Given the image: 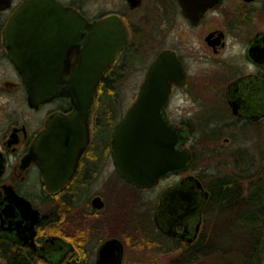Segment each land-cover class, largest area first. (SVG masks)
Wrapping results in <instances>:
<instances>
[{
	"label": "flooded vegetation",
	"instance_id": "af4514ba",
	"mask_svg": "<svg viewBox=\"0 0 264 264\" xmlns=\"http://www.w3.org/2000/svg\"><path fill=\"white\" fill-rule=\"evenodd\" d=\"M23 1H0V264H98L101 245L114 238L124 245L121 264H156L128 262V247L142 242L138 241L141 238L154 252L163 250L153 246L171 243L174 247L169 251L177 250V254L183 245L199 240L208 224L213 190L203 173L193 171L192 134L208 133L209 138H218V144L221 138L235 140L238 128L264 119V0H138L136 4L125 0V9L96 16L86 12L82 1L61 0L90 21L120 14L130 33L127 44L132 39L137 51L148 45L153 53L141 84L161 51L176 53L183 72L179 80H170L163 112L181 133L186 127L183 146L190 147L193 157L187 171H170L152 186L139 187L121 175L112 152L113 128L126 112L107 129L101 118L100 126L96 124L93 111L89 144L75 161L74 153L68 157L71 175L64 185L52 190L44 179L42 151L31 156L32 145L55 113H72L75 104L66 94L30 102L26 79L11 56L5 32L10 16ZM172 30L174 41L168 42ZM125 46L102 74L99 86L104 81L120 86L136 64L144 63L142 58H132L123 73ZM80 47L78 43L69 52L64 65L68 77L78 67ZM198 63H203L202 67ZM202 87L208 89L207 95L201 94ZM184 97L201 105L209 103L200 115L212 120L209 125L194 127L190 123L182 112ZM177 147L182 148V138ZM65 169L53 167L55 178ZM190 174L209 192L205 197L204 189L200 190L203 207L195 237L192 216L182 221V209L172 215V207H182V192H186L182 181ZM184 186L194 194L199 191L196 183Z\"/></svg>",
	"mask_w": 264,
	"mask_h": 264
},
{
	"label": "water",
	"instance_id": "95a60500",
	"mask_svg": "<svg viewBox=\"0 0 264 264\" xmlns=\"http://www.w3.org/2000/svg\"><path fill=\"white\" fill-rule=\"evenodd\" d=\"M137 2L133 0V4ZM5 32L11 56L26 79L30 102L36 104L66 94L75 104L72 113H55L32 145L31 156L42 151L41 165L48 189H57L71 175L68 157L74 153L75 161L78 152L89 144L90 116L101 76L128 42L130 33L120 14L111 13L90 21L61 0H24L10 16ZM78 43L80 61L68 77L64 65L70 50ZM182 72L176 53L168 49L161 51L147 71L138 98L113 128L116 166L124 178L139 187L152 186L170 171H187L191 166L192 150L183 146L188 134L186 127H182L181 133L163 112L170 95V80H179ZM181 138L182 148H179L177 143ZM53 167L66 168L60 171L59 179L55 178ZM186 182L196 183L199 191L195 194L188 191ZM183 187L186 192H182V207H172L175 210L172 215L182 209V221L192 216L195 237L203 207L200 190L204 188L194 174L184 178ZM202 191L207 197L209 192ZM162 208L163 204L157 214ZM170 233L175 232L170 230ZM123 255L122 241L110 239L99 249L98 264H121Z\"/></svg>",
	"mask_w": 264,
	"mask_h": 264
},
{
	"label": "trees",
	"instance_id": "16d2710c",
	"mask_svg": "<svg viewBox=\"0 0 264 264\" xmlns=\"http://www.w3.org/2000/svg\"><path fill=\"white\" fill-rule=\"evenodd\" d=\"M127 45L128 48L123 51V73L132 58H141V49L137 51V45L133 44L132 39ZM118 88L119 86H110L106 81L99 86L93 108L98 126L101 118L102 125L111 129L112 124L120 117L121 100ZM248 153L243 148L231 152L233 163L237 156L240 159L244 155L249 157L248 163L241 164L242 159L237 163L241 172L209 179L213 194L207 214L211 208L228 213L227 223H232L228 228L231 241L215 240L213 234L208 235L205 231L199 240L182 247V251L172 258L173 264H264V164L253 170L255 164ZM198 158L195 152L192 168H196L195 162ZM228 163L226 160V164ZM242 180L245 181L244 184ZM206 228L209 229V222ZM168 244H157L153 248L169 251L174 246Z\"/></svg>",
	"mask_w": 264,
	"mask_h": 264
},
{
	"label": "rangeland",
	"instance_id": "374dc122",
	"mask_svg": "<svg viewBox=\"0 0 264 264\" xmlns=\"http://www.w3.org/2000/svg\"><path fill=\"white\" fill-rule=\"evenodd\" d=\"M84 3V8L88 14L91 16L99 15L101 12L112 11L116 8L125 9V0H78ZM145 8V5L142 6L141 9ZM178 23L175 24L177 27ZM174 30L170 33V38L168 42H173L172 36L175 35ZM128 43V42H127ZM126 43V44H127ZM125 44V45H126ZM124 45V46H125ZM140 56L144 63H138L137 66L130 72V74L123 78L118 91L121 100V112L119 115H123L126 110L131 106L133 101L136 98V95L139 91L141 82L145 76L146 65L149 58L152 56V50L150 46L146 45V47L141 48ZM142 61V62H143ZM203 63H198L197 65H201ZM193 70L195 69V65L192 66ZM201 94L207 95L208 89L201 88ZM209 103L202 102L198 104L192 101L189 97L182 98V112L185 113L190 120V123L194 127H198L201 125H209L211 123V119L200 117L206 110V106ZM187 110H183L186 109ZM203 118V119H201ZM199 131H196L192 134V143L194 144V151L197 154V161L195 162L196 168L193 171H199L204 174L205 179H211L216 176H223L241 172L237 163L242 159V163L246 164L249 161V157L244 155L243 158L240 159L239 156L235 157V163L232 160L231 152H234L240 148H243L244 151L249 152L250 157L253 159V170L257 169L258 165L264 164V119L258 124L248 123L245 127H240L236 131V139L225 140L221 138L219 143H217L218 138H209L212 137L208 135V133L199 135ZM226 135V134H225ZM223 137V136H222ZM226 153H225V152ZM223 152V153H222ZM251 159V160H252ZM226 160L229 161L226 164ZM223 162V163H222ZM204 168H206L204 170ZM192 170L190 172H193ZM196 172V173H197ZM244 184L245 181L242 180ZM246 185V184H245ZM146 194H144L145 197ZM210 212L207 214V220L209 222V229L206 230L207 234H213L215 240L219 241H231V237L229 235V227L232 223H227V212H222L221 210H215L211 208ZM207 229V228H206ZM141 234V233H140ZM141 241V240H140ZM186 245H183L184 247ZM150 245L145 242L141 243H133L127 249L128 262L134 261H152L156 264H173L172 258L176 255L177 250L173 251H161L154 252L149 249Z\"/></svg>",
	"mask_w": 264,
	"mask_h": 264
}]
</instances>
